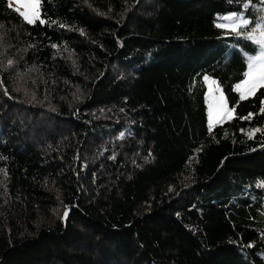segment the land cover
<instances>
[{
  "label": "trees",
  "instance_id": "1",
  "mask_svg": "<svg viewBox=\"0 0 264 264\" xmlns=\"http://www.w3.org/2000/svg\"><path fill=\"white\" fill-rule=\"evenodd\" d=\"M246 3L0 0V264H264V88L218 26Z\"/></svg>",
  "mask_w": 264,
  "mask_h": 264
},
{
  "label": "snow or ice",
  "instance_id": "2",
  "mask_svg": "<svg viewBox=\"0 0 264 264\" xmlns=\"http://www.w3.org/2000/svg\"><path fill=\"white\" fill-rule=\"evenodd\" d=\"M41 0H17V3L21 4V6L25 9V11L21 12L19 8L15 9L29 24L35 23L37 20H40L41 23H44L43 20L40 19V7ZM264 3V0H262ZM9 7H12L11 0H9ZM249 7L248 4L244 5V8L247 9ZM222 19L233 21L231 27L237 35H241L239 32L240 28L247 27L250 23L248 19H245L243 14H232L227 17H223ZM261 20L264 21V15L261 16ZM223 26V25H218ZM249 40H255V36L252 33H249L246 37ZM255 42L261 46V54L248 57L247 63V72L245 73V80L236 86V91L240 92V99H247L249 96H252L256 93V91L260 88H264V41L255 40ZM55 47V46H54ZM11 63V61L9 62ZM205 79H208L205 77ZM215 81H212L211 84H215ZM2 84V81H0ZM218 89V85H217ZM6 91V90H5ZM213 89L211 85L209 86V126L211 128L212 124L219 123L224 119H230L232 117V113L235 109H228L226 101L223 95L215 96L212 94ZM264 104V100L261 101ZM261 113H264V107L260 109ZM253 116L252 113H249L246 117H241V119L249 120ZM261 131L260 129H254L253 132ZM253 133H249V137L251 138ZM64 216L67 217V212L64 213Z\"/></svg>",
  "mask_w": 264,
  "mask_h": 264
},
{
  "label": "rangeland",
  "instance_id": "3",
  "mask_svg": "<svg viewBox=\"0 0 264 264\" xmlns=\"http://www.w3.org/2000/svg\"><path fill=\"white\" fill-rule=\"evenodd\" d=\"M9 2V0H8ZM11 4H12V7L17 9L19 8L21 12L25 11V9L21 6V4L17 3V0H11ZM249 5L250 7V4L249 3H246ZM249 7L247 9H245L243 7V9L239 12H236V14H243L244 18L245 19H248L250 21L249 25L247 27H244V28H240L239 29V32L241 33V36L246 39V40H249L245 37L248 36L249 33H252L254 34L255 36V40H262L264 41V21L261 20V16L264 15V9H263V12L262 13H258L256 17H248L247 16V11L249 9ZM39 12H40V19L42 20V16H41V5L39 7ZM234 13H230V14H226V15H222L219 17V25H223L222 27H225L227 29H230L232 30V23L233 21H228V20H225V19H222L223 17H227L229 15H232ZM38 21V20H37ZM255 40H252V43L253 45H255L256 49H250V48H246L244 50V56L246 57L247 59V62H248V57H254V56H257V55H260L261 54V46L258 45ZM251 41V40H249ZM248 70V69H247ZM205 77H207L208 79H205ZM246 78V77H245ZM245 79H243L242 81H240L239 83H237L235 85V90H236V86L238 84H241ZM203 81H204V84H205V87H206V91H205V102H206V106H207V125L209 127V129H212L213 127H215L216 125L218 124H222L230 119H232L234 117V112L232 113V117L230 119H224L222 120L221 122L219 123H213L211 128L209 126V86L211 85L212 89H213V95L215 96H219V95H223L225 101H226V104H227V107L228 109H233L228 100H227V97H226V94L224 92V89L222 87V85L218 82V80L216 78H214L213 76H210V75H205L203 77ZM212 81H215L216 83L215 84H211ZM217 85H218V89H217ZM238 92V91H237ZM240 94V92H238Z\"/></svg>",
  "mask_w": 264,
  "mask_h": 264
}]
</instances>
